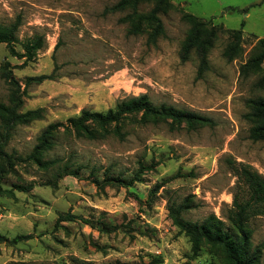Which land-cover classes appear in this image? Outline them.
<instances>
[{
	"label": "rangeland",
	"instance_id": "374dc122",
	"mask_svg": "<svg viewBox=\"0 0 264 264\" xmlns=\"http://www.w3.org/2000/svg\"><path fill=\"white\" fill-rule=\"evenodd\" d=\"M121 1L0 0V25L18 23L17 41L0 44V101L10 98L6 68L21 86V112L44 110L41 120L14 128L5 149L25 161L0 181V235L9 240L0 243V264H222L207 247L193 257L168 208L188 201L186 220L203 224L216 216L228 225L235 198L250 199L240 169L264 178V142L249 138L248 119L250 101L264 98V63L259 74L240 75L264 38L263 0H170L172 9L159 14L166 35L156 44L147 33L129 35L123 22L135 10L151 12L155 2L111 11ZM184 14L218 29L202 79L196 53L181 60L190 30ZM232 30L243 31L244 52L230 62L223 52ZM38 39L42 46L30 57L26 45ZM41 76L52 79L31 81ZM144 94L155 106L215 125L172 131L167 123H127L125 139L95 141L61 129L44 156L55 165L43 169L29 161L50 124H67L83 110L107 112ZM107 178L121 182L103 186ZM69 215L74 221L58 224ZM249 224L264 264V215ZM21 236L26 239L15 244Z\"/></svg>",
	"mask_w": 264,
	"mask_h": 264
},
{
	"label": "trees",
	"instance_id": "16d2710c",
	"mask_svg": "<svg viewBox=\"0 0 264 264\" xmlns=\"http://www.w3.org/2000/svg\"><path fill=\"white\" fill-rule=\"evenodd\" d=\"M146 1H154L155 7L147 14L135 12L123 19L129 22V35L148 34V42L156 44L166 35L164 24L159 17L172 9L170 0H122L111 11H123L130 6L134 9L138 4ZM264 3V0L261 4ZM244 10L242 13H245ZM247 13V12H246ZM183 21L190 26L186 40L182 44L181 60L187 62L193 53H196L199 61L198 78L202 79L210 71L209 54L214 48L218 29L208 27V24L199 20L192 14H184ZM18 23L11 27L0 25V44L11 46L17 41L16 32ZM243 31H230V42L223 52L228 61H234L243 55L242 47ZM42 46L41 39L26 45V53L31 57ZM264 63V38L258 40L254 51L248 61L241 66L240 75L249 78L251 74H259L263 71ZM3 77L10 85V98L8 103L0 101V181L10 174L16 161H25L20 157L9 154L5 149L12 138V131L19 125H28L32 121L43 118V109L31 110L22 113L24 106L21 86L12 77L8 69H4ZM52 79V76H41L31 81L42 83ZM264 86V77L260 82ZM136 119V120H135ZM248 119L252 125L249 138L255 142H264V98L250 101ZM139 123L141 125L167 123L172 131L187 127L196 130L202 127H213L215 123L210 118L177 109L173 106H155L148 95L127 98L107 112H92L83 110L78 117L70 118L67 124H50L38 138V144L34 148L29 161L39 165L43 169H49L55 162L44 161L45 154L54 147V137L64 129V132L76 138L91 141L114 136L120 140L125 139L124 131L127 123ZM239 177L250 195L248 201L234 200L233 209L229 216L228 225L216 216L208 217L203 224L193 223L184 218V214L190 209V204L185 201L181 205L171 204L168 208L169 217L173 224L189 238L192 245L193 257H197L200 251L207 247L211 253L219 256L222 264H259V250L253 249L251 239L253 231L249 220L253 215H264V178L247 167H242ZM139 181V180H138ZM121 180L107 178L103 186L110 183H120ZM22 191L26 189L19 188ZM66 221H74L73 216L60 217L58 224ZM90 224V222H85ZM29 238V237H27ZM26 236L17 237L13 240L16 244ZM8 238L0 235V243L8 242ZM155 264H162L161 260H154ZM153 264V262L151 263Z\"/></svg>",
	"mask_w": 264,
	"mask_h": 264
},
{
	"label": "crops",
	"instance_id": "0c3cea01",
	"mask_svg": "<svg viewBox=\"0 0 264 264\" xmlns=\"http://www.w3.org/2000/svg\"><path fill=\"white\" fill-rule=\"evenodd\" d=\"M262 1V0H261ZM258 3H261V2H258ZM258 3H256V4H258ZM252 5H255V4H252ZM252 5H250V6H252ZM248 8V7H247ZM223 11H225V12H228L226 9H222V13H223ZM248 14V16H249V13H247Z\"/></svg>",
	"mask_w": 264,
	"mask_h": 264
}]
</instances>
